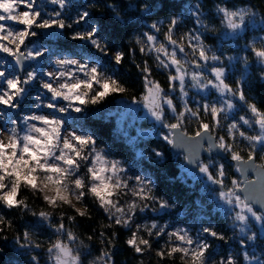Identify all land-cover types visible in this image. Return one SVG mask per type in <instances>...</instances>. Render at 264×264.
Segmentation results:
<instances>
[{
  "label": "snow or ice",
  "instance_id": "1",
  "mask_svg": "<svg viewBox=\"0 0 264 264\" xmlns=\"http://www.w3.org/2000/svg\"><path fill=\"white\" fill-rule=\"evenodd\" d=\"M46 2L54 6L50 11L38 6L39 0H0V56L8 58L0 59V136L7 138L0 139V239L7 240L4 233L13 230V242L21 252L43 249L49 264H81L82 254L91 255L90 245L80 240L83 253L74 251L70 242L79 238L69 225L75 224L77 218L92 219L88 203L91 198L107 222L98 233L104 248L88 264H115L112 249L120 233L114 228L130 233L124 243L139 257L154 252L158 262H175L179 257L183 264H237L231 253L214 259V245L209 238L223 242L229 238L217 231L210 220L199 221L195 237L184 227L169 230V225H160L154 219L144 222L146 213L160 214L171 207L169 201L156 195L150 177H128L121 161L109 160L107 153L97 148L94 134L83 125L68 124L64 118L69 111L84 113L90 105L127 93L117 71L131 57L139 73L141 92L131 97L130 105L142 107L165 130L161 139L166 144L187 148V163L195 164L207 182L217 186L212 211L231 221L230 227L242 246L243 264H264V249L261 256L248 251L256 247L258 240L264 244V110L246 92L252 63L259 68L258 80L264 83V35L252 37L242 48L238 46L249 28L264 32V17L257 24L254 9L217 4L214 14L219 18L220 31L216 44L210 45L206 43L208 35L218 30L206 21L203 5L197 2L185 9L192 18V29L178 37L181 15L157 20L139 33L134 38L135 46L125 52L112 48L103 39L106 28L103 22L94 21L89 11L93 3L81 6L72 17L65 14L69 0ZM106 7L117 20L121 19L114 4ZM128 7H139L142 17L158 14L154 0H136ZM42 35L66 36L98 55L85 62L65 54L53 60L56 70L41 72L45 56L57 54L56 49L37 46ZM229 39L237 42L235 55H226L221 48L222 42ZM137 48L145 57L140 62L135 59ZM250 57L254 59L250 61ZM32 62H36L35 66ZM239 64L243 65L240 77L232 80L234 72L229 69ZM156 70L167 73L166 88L153 78ZM34 86L41 91L36 96L39 103L34 101L33 107L48 111L10 117L5 109L19 111ZM190 88L204 95L196 100L190 97ZM240 112L243 114L237 118ZM189 122L196 124L191 135L185 130ZM201 152L208 154L207 162L200 157ZM153 155L160 163L164 153L154 149ZM225 159L232 165L226 166ZM233 166L242 174L254 172L258 179H245L241 187L240 180L228 179V168ZM257 185L262 193L259 198L255 195ZM25 190L41 200L44 207L67 208L71 214L61 211L53 218L51 211L34 210L23 195ZM241 192L245 193L243 197ZM256 203L262 207H254ZM15 210L34 217L32 227L51 229L56 239H49L45 245L28 227L19 232L8 216ZM255 225H259L258 231H253ZM96 235H89L87 240L92 241ZM30 264H40L38 254L30 256Z\"/></svg>",
  "mask_w": 264,
  "mask_h": 264
},
{
  "label": "trees",
  "instance_id": "2",
  "mask_svg": "<svg viewBox=\"0 0 264 264\" xmlns=\"http://www.w3.org/2000/svg\"><path fill=\"white\" fill-rule=\"evenodd\" d=\"M136 2V0H69V6L65 9V14L74 17L76 12L81 9V6L93 3L94 6L89 8L94 21L103 22L106 32L102 34L103 39L110 43V46L114 49L123 50L127 52L129 48L135 46L134 38L141 32L147 31V26L157 20H164L165 18L181 15L182 26L177 33V36L181 35L184 31L193 28L192 18L185 13V9L189 5H194L199 2L203 5V11L206 13V21L216 26L217 32L215 34H209L206 43L213 45L217 42V35H219L220 24L219 18L215 16V6L217 4H224L228 7H250L254 9L258 15L256 17V23L259 24L262 17H264V0H154L157 5L155 11L157 15L141 16L140 9L130 8L129 4ZM107 4H114L117 10L120 12L121 19L117 20L112 13V10L107 8ZM38 6L45 11H50L54 6L48 4L46 0H39ZM126 21V22H125ZM264 35V32H260L258 28H249L244 39L238 41V46L243 47L244 44L254 36ZM162 38V34H161ZM45 45L51 49H56L57 54L47 55L45 59L41 61V72L46 65H51L50 59L53 57H62L65 54L69 58H74L82 61H87L88 57L98 55L94 49L89 46L83 45L79 41H71L66 36L60 38H45L41 36L37 40V46ZM237 42L233 40H224L221 44V48L226 55H235ZM244 53H240L243 55ZM0 59H7L5 56H0ZM136 62H140L145 57L139 54L137 48ZM254 58L250 57V61ZM149 62L153 68H155L154 61L149 58ZM36 62L33 63L35 66ZM243 69V65L239 64L235 69H229V72H234L232 80L240 77V73ZM250 75L248 77V85L246 87L247 95L251 98L252 102L256 103L259 108L264 110V83L258 80L259 68L252 63L249 68ZM117 76L128 88V92L123 95L110 96L100 105L89 106L84 113H75L69 111L64 114V118L68 124L78 127L83 125L85 130L94 134L97 141V148L102 149L107 153L109 160H119L122 162V166L125 168V172L128 177L134 175H146L151 178L153 182V189L158 197H163L169 201L171 207L168 212H162L160 214L146 213L144 216V222L151 223L154 219L160 225H169V229L177 227L187 228L193 237L196 236L200 227L199 221L203 220L207 223L209 220L216 227L217 231H221L229 238L227 242L214 241L209 238V242L214 245L212 252L213 257L219 260L221 256H227L229 253L233 254L237 259V264H243L241 244L238 242L239 238L230 227L231 221L227 219L223 214H218L215 211L216 205L212 199L206 195L207 188H204L201 181L192 180L189 176H182L181 168L184 165V158L181 155H172L169 145L161 139L162 130L160 127L156 128V135L158 137H146L141 138L138 132H134L132 129H127L126 126H120L117 120L116 109L119 101L129 102L133 95L139 96L141 92V81L139 79V73L132 63V58L128 57L125 60L123 66H120L117 71ZM167 73H161L159 70L154 71L153 78L160 81L162 86L167 87L166 84ZM46 79V77H44ZM231 82V81H229ZM41 91L38 86H34L30 89V93L26 94V99L23 101L22 108L17 112L5 109L10 113V117L18 118L26 113H44L47 109H36L33 107V102L39 103L36 100L37 94ZM46 100V97H43ZM199 96H196V100ZM2 107V106H0ZM81 117L80 120L75 121L73 118ZM153 125L148 122H142L139 125L140 131L152 130ZM185 130L189 135L193 134L196 130L195 122H189L185 126ZM159 150L164 153L162 161L156 162V158L153 155V150ZM143 153V156H141ZM246 157V153H245ZM207 162V159H204ZM226 166L232 165L229 160H224ZM228 177L232 179H238L233 174V167L228 168ZM212 191L214 189L211 188ZM23 195L28 197V202L32 208L36 211L43 210L51 211L53 218L57 217L61 211H65L67 214H71L70 209H50L43 205L41 200H38L31 192L25 190ZM124 199H128L125 197ZM92 208V219L77 218L75 224L69 225L71 230L77 235L79 239L75 242H70L74 251L83 250L79 248L80 240H84L85 243L90 245L91 255H81V264H88V261L93 259L99 251L103 250L104 245L100 243L98 233L102 230L101 225L106 223L105 215L99 210L89 198L88 201ZM77 207H83L82 205H76ZM5 213L8 210L4 209ZM211 212V215H209ZM9 219H11L19 232H23L28 227L35 235L37 239L42 241L45 245L49 239H56V236L52 234L51 229L46 226L32 227V221L35 219L28 214L21 213L20 210H15L12 213H8ZM118 231L119 238L114 241L115 247L112 249L114 252L115 264H183L179 257L175 262L163 261L158 262V258L155 257L154 252L148 253L143 257L135 255L132 250L124 243L129 237L130 233L120 229H112ZM111 231V230H110ZM253 231H258L256 227H253ZM96 233V237L89 241L87 237ZM15 232L9 230L4 233L9 238L7 240L0 239V264H30V256L32 254H38L40 264H49L48 257L43 249L34 250L27 254L21 252L18 246L13 242V235ZM236 236L235 239L233 237ZM164 239H167L165 237ZM164 239L160 240V245H163ZM159 246V245H157ZM264 249V244L258 240L256 247L249 248L251 253L255 251L257 256H261V250ZM264 259V257H261Z\"/></svg>",
  "mask_w": 264,
  "mask_h": 264
},
{
  "label": "rangeland",
  "instance_id": "3",
  "mask_svg": "<svg viewBox=\"0 0 264 264\" xmlns=\"http://www.w3.org/2000/svg\"><path fill=\"white\" fill-rule=\"evenodd\" d=\"M56 58H60V57L51 58L50 59L51 65H46L43 68V71H54V70H56V65L53 63V60ZM189 94H190V97H194L195 99H196V96H199V99H200V96L204 95L203 93H197L195 89H191V88L189 89ZM199 99H197V100H199ZM209 99H211V97H209ZM116 111H117L116 115H117V120H118L119 125L123 126V127L126 126L127 129H132V130H134V132H138V135L141 136V138H143V137L146 138V137H150V136H153V137L160 136V135H156V133H157L156 128H158L159 126L156 125L154 123V121L147 116L146 111L142 107H140L138 105H130L129 102L119 101L117 104ZM240 114H243V112L238 113L237 118H238V115H240ZM142 122H148V124L153 125L154 128H152L151 131H149V130L140 131L139 125ZM224 123H227V122H224ZM249 134H254V133L250 131ZM0 139H4L6 141L7 138L4 136H0ZM169 147H170V145H169ZM216 159H219V158L216 157ZM225 160H227V159H225ZM181 170H182V176L183 177H184L183 174H185V175L189 176L192 180L201 181L203 183L204 188H207L206 195H208L212 199L213 203L216 205V201L214 199L216 192L211 190V188L215 189V185L209 184L207 182L206 178L203 177L199 173V170L197 173H191L188 170H186L184 165L181 168ZM228 179L231 180L232 178L228 177ZM226 183H227V181H226ZM255 227L257 228V230L259 229V225H255ZM174 229H169V230H174Z\"/></svg>",
  "mask_w": 264,
  "mask_h": 264
},
{
  "label": "water",
  "instance_id": "4",
  "mask_svg": "<svg viewBox=\"0 0 264 264\" xmlns=\"http://www.w3.org/2000/svg\"><path fill=\"white\" fill-rule=\"evenodd\" d=\"M41 2H42V0H40ZM43 37H45V38H48L49 36H47V35H42ZM45 59V58H44ZM43 59V60H44ZM33 63V62H32ZM170 151H171V153H172V155H181L183 158H184V166H185V168H186V170H188L189 172H191V173H197L198 172V168L196 167V165L195 164H188L187 163V161L185 160V155L188 153V149L187 148H181V147H173V146H171L170 145ZM207 156H208V154L207 153H204V152H201L200 153V157L202 158V159H206L207 158ZM219 158V157H218ZM233 162H231V164H232ZM233 174L235 175V176H237L238 178H239V180L241 181V187H244V184H243V181L245 180V179H247V180H249V181H254V180H257L258 178H257V176H256V174L254 173V172H252V173H240V172H237L236 170H235V167L233 166ZM217 187V186H216ZM240 195L243 197L244 195H245V193L244 192H241L240 193ZM255 195H256V197L257 198H259L261 195H262V193H261V189H260V186L259 185H257L256 186V190H255ZM254 207H256V208H261L262 207V205L260 204V203H256L255 205H254ZM164 212H168V210L166 209Z\"/></svg>",
  "mask_w": 264,
  "mask_h": 264
}]
</instances>
